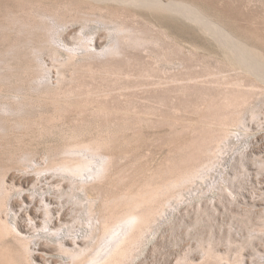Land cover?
Returning <instances> with one entry per match:
<instances>
[{"label":"rangeland","instance_id":"1","mask_svg":"<svg viewBox=\"0 0 264 264\" xmlns=\"http://www.w3.org/2000/svg\"><path fill=\"white\" fill-rule=\"evenodd\" d=\"M114 1L0 0L2 218L30 243L33 264H69L56 234L97 245L101 202L193 172L154 199L126 264H264V0H163L194 4L247 45L245 58L173 10ZM117 24L142 45L107 54ZM101 103L111 111H96ZM98 142L109 177L72 193L51 163Z\"/></svg>","mask_w":264,"mask_h":264},{"label":"bare ground","instance_id":"2","mask_svg":"<svg viewBox=\"0 0 264 264\" xmlns=\"http://www.w3.org/2000/svg\"><path fill=\"white\" fill-rule=\"evenodd\" d=\"M117 1L125 2V4L127 5L132 4L134 6L144 7L145 9H151V10H153L154 6H158V5L161 6L162 9L166 8L173 10L181 17H184L187 20L203 27V30H207L211 35L217 37L220 41H222L221 42L222 44L224 42L225 44L228 45V47L230 46L233 49H235L236 50L235 52L241 51L242 52L241 55L244 58H245L244 53L249 51L247 45L237 40L232 35V33H230L227 30V28L225 29V27L217 24L213 20H210L209 17L205 16V14H203V12L198 10L196 7L195 8L192 7V5L194 4L189 6L188 4L183 5L175 2L165 3L163 0H115L114 2ZM114 30L116 32V35L114 36L115 40L114 43L109 48V50H107V54L110 55L121 54L124 48L123 45L126 43L128 44L130 43L133 45H142V39L136 36L133 33V31H131L127 27V25L125 26V25L117 24ZM53 40L56 41V38ZM228 51L230 52L231 50ZM230 53H232V51ZM72 55L73 56L71 58L74 59L76 57V54H72ZM249 67L250 65L248 66V70L252 71V68L250 69ZM252 73L250 74L255 75V72L254 74ZM39 87H37V90L39 89ZM48 88H46V90ZM39 92H43V89L41 91L39 90ZM50 93L52 96L55 95L54 91H53L54 94L50 91L49 93H47V95ZM23 99L25 98L23 97ZM25 100L27 101V99ZM22 103L24 104V101ZM16 104L19 105V103ZM58 104L60 103L57 100H55L54 101L55 107L57 106L58 109L64 108V106H60ZM79 106L88 108L87 101L79 102ZM7 108L8 109L11 108V110L13 109L11 106ZM7 108L3 111L6 112ZM16 109L17 107H15L14 110ZM20 109H17L16 111L17 112L18 110L20 112L24 111L22 110L23 108L21 110ZM94 109L98 112H107L110 110V108L104 103L97 105L96 107H94ZM76 146L77 147L74 146L75 149L71 147L70 149L67 150V153L71 154L72 157H69L68 159L65 158L64 161H60V162H55L52 160L53 162L51 161L52 163L49 169L54 170L55 172L58 173L60 172L63 175L69 176L67 178L71 179L70 182H71L72 193L80 189L88 195L87 191L89 189V186L91 187V184H94L90 182L89 179L90 178H93L94 180L99 179L100 181V180H104L105 178H108L109 173L111 171L110 166L113 162L111 156L105 154V152H102L103 150L101 151L102 145L99 142L94 144L78 143V145ZM40 171L44 172V170H40ZM189 174L190 173H188V175L185 173L181 174L177 179L175 178L172 181L170 180L169 183L167 182V184H165L163 188H159L156 190L151 189L141 193H137V192L129 193L127 195H121V196H117L118 194L117 193L116 197L113 196L114 198L111 197L109 199H106V201L104 200L103 202H101L102 210L98 212L99 216L98 215L95 216L96 201L94 199L89 198L87 203L89 220L93 221V218L95 216L97 217L95 219L98 220L99 225H95L94 222H92L91 230L89 233L90 236L89 235L88 236L91 237L92 239L97 236L100 239V242L97 245L91 244L90 246H86L85 248L78 246V243L75 242L74 244L77 246L72 247V244L69 245V243L66 242L65 238L64 239L59 238V235L56 234L58 237L57 244H55L57 249L63 255L69 258L70 261L69 264H126L128 261L134 258L136 245L140 241V239L144 236L146 230L148 229L153 213L152 205L154 199L165 189L170 190L171 188L182 186L184 183L186 184L187 182L188 183L191 182L192 179L194 178V176H191L193 172L191 175ZM97 185L93 186L95 190H98L96 189ZM152 187L153 186L150 187L148 186V188H152ZM8 196L9 193L6 187V182H4L3 179H0V264H33V251L30 243L26 239H23L19 236V229L17 226L14 227L10 225L1 216V212L2 210H4L3 208L6 205L5 200H7ZM49 213L50 210H47L46 214ZM8 236H14L18 242V245L15 242L14 243L16 245H12L11 243L10 245L9 242L8 243L4 242V239Z\"/></svg>","mask_w":264,"mask_h":264}]
</instances>
